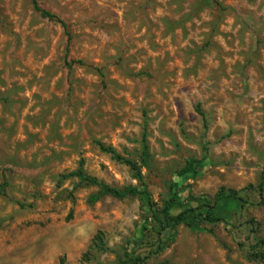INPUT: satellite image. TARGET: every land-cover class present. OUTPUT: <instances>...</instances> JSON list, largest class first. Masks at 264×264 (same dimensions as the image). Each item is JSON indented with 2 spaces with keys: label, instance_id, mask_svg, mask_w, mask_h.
I'll list each match as a JSON object with an SVG mask.
<instances>
[{
  "label": "rangeland",
  "instance_id": "rangeland-1",
  "mask_svg": "<svg viewBox=\"0 0 264 264\" xmlns=\"http://www.w3.org/2000/svg\"><path fill=\"white\" fill-rule=\"evenodd\" d=\"M37 1L66 28L0 0V264H264V0Z\"/></svg>",
  "mask_w": 264,
  "mask_h": 264
},
{
  "label": "trees",
  "instance_id": "trees-1",
  "mask_svg": "<svg viewBox=\"0 0 264 264\" xmlns=\"http://www.w3.org/2000/svg\"><path fill=\"white\" fill-rule=\"evenodd\" d=\"M34 9L41 14L43 18L56 21L60 23L64 28H66V24L64 21L59 19L56 15L52 14L51 12L42 9L39 6V3L37 0H30ZM102 150L112 154L114 156H117L116 151L113 148L101 146ZM129 165L132 166V169L137 172V177L140 178L141 174L137 168V166L130 162L126 161ZM201 161L193 159L191 160L185 168H183L179 172V176H185L188 174L193 173L196 170V167L200 165ZM70 176H75L79 178L83 182H87L91 185L97 184L96 179L88 177L83 170H78L75 173L71 174ZM137 195H144L142 191H140L137 188H126V189H118L114 188L108 185L101 186V189L97 195H94L91 197V202H97L99 199L105 196H111L117 199H124L131 196H137ZM236 200L242 203H246L245 200L242 197H239L238 192L235 190H225L224 188L220 189L218 194L215 197L214 203L206 202L203 205L199 206L195 209H187L185 211H182L176 215L172 214L170 211L171 208V202L166 203V206L162 212V215L159 216L155 213H153L152 210H150V215L152 218L158 223V234H162L163 231L167 229H175L177 226L184 225L186 227H189L191 229L195 228V226L198 225L199 222H208L210 224H218V223H225L226 219L223 217L218 211L217 206L220 202L226 201V200ZM203 210V212H202ZM254 253L253 257L257 259H264V239H261L256 242V244L253 246ZM143 262V258L141 256H136L133 258L130 262V264H141Z\"/></svg>",
  "mask_w": 264,
  "mask_h": 264
}]
</instances>
